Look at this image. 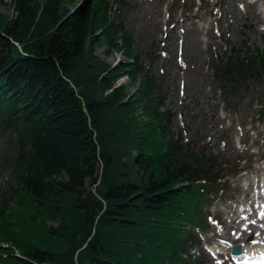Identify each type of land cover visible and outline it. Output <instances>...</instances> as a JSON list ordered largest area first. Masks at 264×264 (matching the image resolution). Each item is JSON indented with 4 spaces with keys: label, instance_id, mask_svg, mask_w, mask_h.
Wrapping results in <instances>:
<instances>
[{
    "label": "trees",
    "instance_id": "1",
    "mask_svg": "<svg viewBox=\"0 0 264 264\" xmlns=\"http://www.w3.org/2000/svg\"><path fill=\"white\" fill-rule=\"evenodd\" d=\"M9 1L17 17L0 15V264H189L184 255L201 242L194 227H208L200 209L238 169L175 130L124 1L116 10L109 0L0 5ZM99 46L125 59L114 67ZM213 69L225 101L239 105L264 86V45L232 48ZM124 73L139 83L135 95L117 84Z\"/></svg>",
    "mask_w": 264,
    "mask_h": 264
},
{
    "label": "rangeland",
    "instance_id": "2",
    "mask_svg": "<svg viewBox=\"0 0 264 264\" xmlns=\"http://www.w3.org/2000/svg\"><path fill=\"white\" fill-rule=\"evenodd\" d=\"M109 1L114 9L120 7L115 0ZM123 1L124 24L134 35L135 48L162 82L166 108L177 113L174 128L184 129L185 136L199 147L207 145V150L219 154L227 162V171L241 170L230 176L224 193L211 197L201 209L213 225L200 233L204 244L231 241L234 231L245 234L244 242L250 244V236L258 231L264 234L260 226L252 225L244 232L240 222L241 215L248 212H242V207L255 210L254 214L259 210L257 188L264 181V86L255 91L253 87L239 105H229L215 83L213 66L234 47L244 43L263 46L264 0ZM8 3L11 10L0 5V15L17 17L15 3ZM65 5L74 7L70 2ZM104 49L99 46L98 55L114 67L125 59L123 53L110 56ZM117 84H128L131 95L139 87L137 82L129 84L125 73ZM7 174L0 170L2 189ZM260 241H264V235ZM193 257L201 258L196 264H221V259L226 260L225 256L213 259L202 246L194 249Z\"/></svg>",
    "mask_w": 264,
    "mask_h": 264
},
{
    "label": "bare ground",
    "instance_id": "3",
    "mask_svg": "<svg viewBox=\"0 0 264 264\" xmlns=\"http://www.w3.org/2000/svg\"><path fill=\"white\" fill-rule=\"evenodd\" d=\"M260 194L261 195V198L262 200H258V203L261 204L260 208H259V211H258V217H255L253 218V220L256 221L255 225H257V222H258V218H261V213H264V188L263 189H260L258 192H257V195ZM252 221V220H251ZM247 223H249V221L246 222V224H244V227L248 228V225ZM262 226V229L264 230V219L262 220V224L260 225ZM238 235L241 237V233H238ZM263 237V234H261V232L259 233V235H256V239L255 241L257 243L253 244V242H251L249 245L246 244V242H243V246H244V253L242 256L240 257H230V260H231V264H239L240 260L239 259H242L243 257H245L246 255H252V254H256V253H259V252H264V241L261 242L260 239ZM244 238L241 237L240 240H238L237 242H240V241H243ZM223 248L220 249L219 248H216L213 249L215 253H220L221 252H225L227 250H230V244L229 243H224L223 244ZM224 249V251H222ZM220 250V251H219Z\"/></svg>",
    "mask_w": 264,
    "mask_h": 264
},
{
    "label": "snow or ice",
    "instance_id": "4",
    "mask_svg": "<svg viewBox=\"0 0 264 264\" xmlns=\"http://www.w3.org/2000/svg\"><path fill=\"white\" fill-rule=\"evenodd\" d=\"M245 220H247L248 218L247 217H244ZM261 219H264V213H261ZM250 223L252 224H255L256 221L255 220H252L250 221ZM245 231H247V229H245ZM256 235H259V233H256ZM233 236L236 238V240H240L241 237L237 234V233H233ZM257 243L256 241H253V244ZM241 247H243V245H241ZM245 264H247V262H245Z\"/></svg>",
    "mask_w": 264,
    "mask_h": 264
},
{
    "label": "water",
    "instance_id": "5",
    "mask_svg": "<svg viewBox=\"0 0 264 264\" xmlns=\"http://www.w3.org/2000/svg\"><path fill=\"white\" fill-rule=\"evenodd\" d=\"M234 255H238L242 253V247L241 246H237L234 251H233Z\"/></svg>",
    "mask_w": 264,
    "mask_h": 264
}]
</instances>
